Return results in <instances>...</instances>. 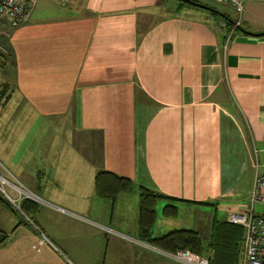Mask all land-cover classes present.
I'll list each match as a JSON object with an SVG mask.
<instances>
[{"label": "crops", "instance_id": "obj_1", "mask_svg": "<svg viewBox=\"0 0 264 264\" xmlns=\"http://www.w3.org/2000/svg\"><path fill=\"white\" fill-rule=\"evenodd\" d=\"M174 2L65 0L58 10L53 0H37L29 20L0 37L12 50L11 61L0 57L7 100L0 152L12 170L17 154L45 163L48 150L11 146L21 121L30 111L67 120L79 142L72 151L96 172L190 202L178 205L209 208L207 223L193 230L207 242L215 217L229 222L247 205L253 149L264 148V8L246 2V33L232 32L226 46L222 23ZM95 149L93 159L87 153ZM257 160L264 174L262 153ZM21 169L16 174L40 206L31 217L20 213L26 223L16 216L8 231L0 228L9 235L0 264H164V251L138 238L139 210H116L117 199L95 195L110 203L100 215L89 206L67 209L50 192L56 178L49 184L40 171ZM4 211L13 215L0 203Z\"/></svg>", "mask_w": 264, "mask_h": 264}, {"label": "rangeland", "instance_id": "obj_2", "mask_svg": "<svg viewBox=\"0 0 264 264\" xmlns=\"http://www.w3.org/2000/svg\"><path fill=\"white\" fill-rule=\"evenodd\" d=\"M65 0H53L54 4L57 6L58 10H63L64 7L61 6V3ZM200 3L222 13V15H227L229 18L233 20H238L239 14L231 8H227L226 6L217 5L212 2H208L206 0H198ZM38 2H42V0H38ZM250 2L259 3L253 9L254 11H258L261 8H264V2L262 1H254L251 0ZM170 4H174V0H169ZM64 4V3H62ZM247 3L244 4V7ZM38 6V3H37ZM36 6V7H37ZM244 11V10H243ZM245 12V11H244ZM244 12L241 14V19L244 18ZM199 14H203L208 16L209 18L214 17L220 20L218 17H222L220 14L218 16L214 14L207 15L204 11L198 10ZM211 16V17H210ZM212 19V18H211ZM222 19V18H221ZM216 20V23L218 22ZM238 23L240 22L237 21ZM242 23V22H241ZM245 23H242L244 25ZM231 36V35H230ZM4 47L8 48L9 45H6L7 42H2ZM230 43V42H229ZM11 66V64H9ZM12 102L9 103L11 105ZM8 105V106H9ZM10 109L7 108L6 111ZM6 115H8L5 112ZM33 115V112H28L26 120L21 121V126L23 127L21 130L17 131V135L15 137V141L10 143L11 146H16L19 149L24 147H30L35 150H48L45 155L48 159L45 163H42L41 160H37L36 163H30L27 157H24V154H17L20 157V161L17 159L15 166L13 167L14 170L10 169L8 165L2 160V158L6 157L7 155L0 152V175L2 176L0 182L7 184L9 181L10 183L15 182L14 179L19 181L22 186L20 188V192H14L11 189V186L7 185L5 187L6 192L11 200L15 198H19L20 196L23 197L27 195L34 199L32 195L28 192V190H32L16 173L22 175V167L24 169H31L33 171V175L38 174V171L43 173L44 181L52 184L53 180L56 178L58 180V186L54 185L50 189L51 194L55 196H59L62 198L60 202L65 203L67 209H72L73 211H77L76 208H82L84 206H89L92 208L94 215L98 216L101 214L104 208H110V203L108 201L98 200L94 197L93 194V181L94 176L96 173L95 168L85 164L77 155L76 152L72 151L73 143L78 145L79 142L77 140V135L74 134L71 137L67 127L71 128L70 122L63 119L58 120H44L39 117ZM20 125H17L19 127ZM73 141V143H72ZM63 150L64 152L60 154L61 159L54 157L58 155L57 150ZM28 157H32L31 153L26 154ZM44 154H38V156ZM89 157L93 159L97 157V149L95 151H89L87 153ZM24 157V158H23ZM4 170H7L6 173ZM14 175V176H13ZM8 180V181H7ZM14 184V183H13ZM138 188L134 185L133 191L128 194H120L117 197L116 201V210H130L136 216H138L139 210V199H138ZM35 191V190H34ZM38 197H42L41 193H37ZM52 201V199H51ZM10 202V201H9ZM11 205L13 204L10 202ZM15 203L14 205H17ZM13 206V205H12ZM247 206V205H246ZM245 206V207H246ZM15 207V206H13ZM72 207V208H70ZM164 204L160 203L156 207V219L152 229V232L157 235H163L172 231L174 229H192L197 230L198 224L197 222L200 221V224L204 225V222L207 223V218L205 215H210L211 211L209 208L201 207L199 209L189 208L183 205H178L176 216L166 218L162 215ZM16 208V207H15ZM17 209V208H16ZM243 209V206L241 207ZM198 210L206 211L207 213H200ZM200 213L201 215L196 214L195 212ZM243 211V210H241ZM255 212L258 214H264V208L257 205L255 206ZM235 213V212H233ZM31 217V216H29ZM220 218H223V214H220ZM12 222H17V217L11 215L7 211H4L0 215V228L8 231L10 229V225ZM205 257V256H204ZM164 264H177L169 259H163Z\"/></svg>", "mask_w": 264, "mask_h": 264}, {"label": "trees", "instance_id": "obj_3", "mask_svg": "<svg viewBox=\"0 0 264 264\" xmlns=\"http://www.w3.org/2000/svg\"><path fill=\"white\" fill-rule=\"evenodd\" d=\"M175 1L178 2V10L180 7H184L197 11H204L207 15L212 16H214V14L217 16L220 14L222 19L220 17H218L220 20L217 18L215 19L223 24V28L227 30L230 35H232V32L238 31L236 23L240 20L241 16H239L236 21L229 18L227 15H222V13L218 11V13H216L199 8L196 4L202 3L196 0ZM240 24L241 23L239 22V25ZM240 26L242 27V25ZM3 59L7 61L12 60V50L9 46L7 48V54L3 56ZM1 93L0 105H5L7 100L4 97L3 92ZM2 99L4 100L3 102ZM93 184L95 197L109 201H115L120 194H128L132 192L134 188V184L129 179L117 176L102 169L96 172ZM138 199L140 231L138 238L142 242L164 252L187 250L205 256L209 260L210 264H237L243 239V229L241 226L217 220L215 217L212 232L207 242H204L198 232L190 229H174L163 236L154 238L152 237V229L156 219L157 205L163 203L164 207L162 215L166 218H170L176 216L178 204L190 202L173 199L140 186L138 188ZM0 203H4L6 208L13 215L18 216L22 223H24L25 220L20 213L30 216L32 213H35L40 206L31 199L22 198L19 201L20 212L15 209L1 193ZM8 237L9 235L7 233L0 230V247L6 243Z\"/></svg>", "mask_w": 264, "mask_h": 264}, {"label": "built area", "instance_id": "obj_4", "mask_svg": "<svg viewBox=\"0 0 264 264\" xmlns=\"http://www.w3.org/2000/svg\"><path fill=\"white\" fill-rule=\"evenodd\" d=\"M208 2L215 3L217 5L226 6L236 11L241 16L244 10V4L251 0H206ZM262 1L264 0H254ZM37 4V0H0V37L6 38L13 29L25 24ZM239 21V20H238ZM237 24H239L237 22ZM230 35L227 38L226 46ZM7 54V48L4 47L0 41V57ZM262 153L264 158V148L258 150L253 149V155L255 157V169L256 173L251 185L247 206L243 211H237L230 214L228 221L232 224L239 225L243 229V239L241 244V250L237 264H264V217L262 214L255 212V206L259 205L264 208V174L258 173V160L257 155ZM264 167V162H263ZM6 172V170H4ZM7 173V172H6ZM2 176L0 175V178ZM1 180V179H0ZM8 181V180H7ZM14 183V184H13ZM5 184L11 186L12 191L20 192L22 184L18 182ZM4 184L0 182V193L10 202H18L14 205L17 210L19 208V201L22 198L32 199L31 197L24 195L23 197H17L10 200L8 193L6 192ZM20 211V209H19ZM63 211V210H61ZM21 212V211H20ZM44 240H40L39 245H42ZM163 255L177 263V264H210L209 260L199 254L187 251L177 250L175 252H163Z\"/></svg>", "mask_w": 264, "mask_h": 264}, {"label": "water", "instance_id": "obj_5", "mask_svg": "<svg viewBox=\"0 0 264 264\" xmlns=\"http://www.w3.org/2000/svg\"><path fill=\"white\" fill-rule=\"evenodd\" d=\"M185 1H188V0H185ZM196 6H198L199 8H201L203 10H208V11H212V12L218 13L216 10H214V9H212V8L206 6V5H203V4H196ZM236 26H237V28H238V30L240 32H245L246 33V31L239 24L236 23ZM18 210H19V208H18ZM262 216L264 217V214H262Z\"/></svg>", "mask_w": 264, "mask_h": 264}]
</instances>
